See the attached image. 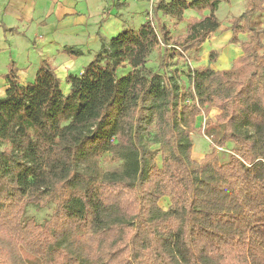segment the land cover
I'll list each match as a JSON object with an SVG mask.
<instances>
[{
    "label": "trees",
    "instance_id": "16d2710c",
    "mask_svg": "<svg viewBox=\"0 0 264 264\" xmlns=\"http://www.w3.org/2000/svg\"><path fill=\"white\" fill-rule=\"evenodd\" d=\"M223 3L229 0H159L138 28L101 38L81 74L66 77L67 95L49 61L25 85L8 64L0 98V264H264V28L252 19L264 0H247L230 20L232 42L238 34L248 40L229 70L209 68L216 51L208 66L188 70L185 85L177 71L146 67L154 51L160 60L198 58L220 28ZM186 11L197 18L185 20ZM159 15L185 21V33L173 37ZM212 108L221 135L196 162L191 133ZM147 137L162 149L160 168ZM227 143L236 150L218 158ZM106 153L122 170L100 176ZM50 203L44 224L23 223L28 204Z\"/></svg>",
    "mask_w": 264,
    "mask_h": 264
},
{
    "label": "crops",
    "instance_id": "0c3cea01",
    "mask_svg": "<svg viewBox=\"0 0 264 264\" xmlns=\"http://www.w3.org/2000/svg\"><path fill=\"white\" fill-rule=\"evenodd\" d=\"M158 1L0 0V98L5 96L7 89L2 76L7 73L10 62L15 63L18 81L22 85L35 78L38 65L43 60L49 61L58 74L66 77L78 62L87 64L92 60L100 50L101 38L109 40L123 29L138 28ZM246 3L247 0H229V3L219 6L216 18L220 28L203 44L201 51L205 62L199 67L208 66L211 51L218 53L215 63L209 65L213 71L229 70L232 62L242 56L240 46L248 40V35L238 34V43H233L230 20L242 15ZM159 17L162 23L167 22L170 26L182 24H176L168 17ZM183 17L188 20L197 18V14L186 11ZM252 19L264 28V11ZM64 48L77 49L82 55L70 57L62 52ZM81 72L82 68L79 74ZM202 144L207 145V149L203 154H196L197 159H202L210 149L206 141Z\"/></svg>",
    "mask_w": 264,
    "mask_h": 264
},
{
    "label": "rangeland",
    "instance_id": "374dc122",
    "mask_svg": "<svg viewBox=\"0 0 264 264\" xmlns=\"http://www.w3.org/2000/svg\"><path fill=\"white\" fill-rule=\"evenodd\" d=\"M172 22V21H171ZM166 26L168 25L167 22H163ZM170 29H172V35L173 37L181 36L185 33L186 25L184 22L180 25L170 26L168 25ZM160 51H154L149 59L148 63L146 65L147 69H149L153 73L157 74H166L167 76H170L173 71H177V73L181 74V79L179 83L181 85L187 84L186 75L188 70L190 69H196L199 66L204 65V58L203 53L200 51L199 57L197 58L196 54H190L187 58L184 57H176L173 60H168L167 57L164 58V60H160L159 57ZM161 54V53H160ZM89 63H83L78 62L75 66V69H72L69 73L70 75H80L79 69L87 66ZM55 68V67H54ZM130 71V68H122L119 69L117 72L118 77L125 76ZM55 73L60 81V89L64 95H67L69 92V86L66 82V77H62V75L58 74L55 69ZM34 80V79H33ZM30 81L29 83L33 82ZM220 112L212 108L211 111L207 115H200L195 120V131L191 133V139L193 141V150H192V159L196 162H199L201 159H197L198 155L196 154H203L204 151L207 149V145H203L202 141H206L208 143V147L210 148L207 150V153H212V150L214 148V144L219 139V136L221 135L222 126L218 123V116ZM147 144L149 145L150 152L152 159L154 163L160 168L161 166V158H162V149L159 144L153 143L151 137L146 138ZM236 146L227 143L225 145V150L227 151H218L217 156L218 158L223 154H228L230 151H235ZM1 150V149H0ZM225 154V155H226ZM207 155V154H206ZM122 170V162L117 160L115 157L111 156V154H103L99 160H98V167L97 172L100 176H103L105 174H108L110 172H118ZM168 199L162 198L159 202L160 207H162L164 210L166 209L168 205ZM54 209V205L50 203L49 205L45 207H38L36 205L28 204L25 207L24 214L22 216L23 223H26L29 220H33L37 225H42L46 221H48L52 215Z\"/></svg>",
    "mask_w": 264,
    "mask_h": 264
},
{
    "label": "built area",
    "instance_id": "2783aa9c",
    "mask_svg": "<svg viewBox=\"0 0 264 264\" xmlns=\"http://www.w3.org/2000/svg\"><path fill=\"white\" fill-rule=\"evenodd\" d=\"M217 150H221V149H217Z\"/></svg>",
    "mask_w": 264,
    "mask_h": 264
}]
</instances>
